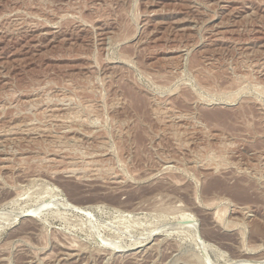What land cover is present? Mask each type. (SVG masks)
<instances>
[{
	"label": "rangeland",
	"instance_id": "374dc122",
	"mask_svg": "<svg viewBox=\"0 0 264 264\" xmlns=\"http://www.w3.org/2000/svg\"><path fill=\"white\" fill-rule=\"evenodd\" d=\"M0 264H264V0H0Z\"/></svg>",
	"mask_w": 264,
	"mask_h": 264
},
{
	"label": "bare ground",
	"instance_id": "6f19581e",
	"mask_svg": "<svg viewBox=\"0 0 264 264\" xmlns=\"http://www.w3.org/2000/svg\"><path fill=\"white\" fill-rule=\"evenodd\" d=\"M77 209V208H76ZM30 211V210H29ZM28 214V213H27ZM32 217V216H31Z\"/></svg>",
	"mask_w": 264,
	"mask_h": 264
}]
</instances>
